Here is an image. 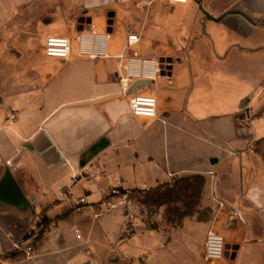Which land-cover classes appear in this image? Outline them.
Masks as SVG:
<instances>
[{
	"label": "crops",
	"instance_id": "crops-1",
	"mask_svg": "<svg viewBox=\"0 0 264 264\" xmlns=\"http://www.w3.org/2000/svg\"><path fill=\"white\" fill-rule=\"evenodd\" d=\"M50 36L71 40L68 60L46 57ZM136 94L156 117L132 115ZM261 141L264 0H0V264H195L182 229L101 202L196 175L203 229L232 248L201 264H264Z\"/></svg>",
	"mask_w": 264,
	"mask_h": 264
},
{
	"label": "rangeland",
	"instance_id": "rangeland-1",
	"mask_svg": "<svg viewBox=\"0 0 264 264\" xmlns=\"http://www.w3.org/2000/svg\"><path fill=\"white\" fill-rule=\"evenodd\" d=\"M41 38V34L33 30L31 53H41ZM253 150L264 160V141L254 144ZM204 182L203 176L196 175L178 179L172 187L145 190L137 209L138 218L150 229L160 227L168 231L182 229L179 241L183 250L182 260L195 264L203 262L208 232L203 229V222L212 218V209L200 205Z\"/></svg>",
	"mask_w": 264,
	"mask_h": 264
},
{
	"label": "built area",
	"instance_id": "built-area-1",
	"mask_svg": "<svg viewBox=\"0 0 264 264\" xmlns=\"http://www.w3.org/2000/svg\"><path fill=\"white\" fill-rule=\"evenodd\" d=\"M167 3L171 4H186L189 0H165ZM140 38L138 35L132 34L128 38L129 46L138 43ZM72 44L68 37L64 36H50L46 39L44 53L48 58H56L61 60H68L71 55ZM141 63L139 59H130L129 66L130 70L133 66ZM146 63V61H145ZM131 70L130 76H134ZM147 77V75L144 74ZM128 90V79L122 80V91L127 92ZM158 102L156 97L145 96L136 94L130 100V109L133 116L144 117V118H154L157 115ZM16 116L11 115L9 120H15ZM7 165L12 167L11 162H7ZM73 183H76V178L73 179ZM144 190L140 189H112L109 191L107 197L102 200V212H109L118 208L125 210L128 222L131 225L136 224L138 218L137 209L140 198ZM80 204L87 205L85 198H81ZM76 238L82 240V234L79 230L75 231ZM26 253L29 257L33 255L32 247L26 248ZM91 255V250L86 252ZM226 255V241L223 236L210 231L207 235L205 250L203 259L207 263H215L221 261Z\"/></svg>",
	"mask_w": 264,
	"mask_h": 264
},
{
	"label": "water",
	"instance_id": "water-1",
	"mask_svg": "<svg viewBox=\"0 0 264 264\" xmlns=\"http://www.w3.org/2000/svg\"><path fill=\"white\" fill-rule=\"evenodd\" d=\"M215 162H216L215 160H212L211 161L212 164H214ZM231 249L232 248L229 245H226V255H225L226 258H229L230 257V250ZM234 254H235V250H234L233 255L231 256L232 258H234V256H235Z\"/></svg>",
	"mask_w": 264,
	"mask_h": 264
},
{
	"label": "trees",
	"instance_id": "trees-1",
	"mask_svg": "<svg viewBox=\"0 0 264 264\" xmlns=\"http://www.w3.org/2000/svg\"><path fill=\"white\" fill-rule=\"evenodd\" d=\"M145 193V191L143 192V194Z\"/></svg>",
	"mask_w": 264,
	"mask_h": 264
}]
</instances>
